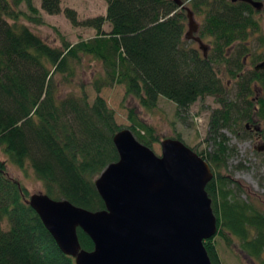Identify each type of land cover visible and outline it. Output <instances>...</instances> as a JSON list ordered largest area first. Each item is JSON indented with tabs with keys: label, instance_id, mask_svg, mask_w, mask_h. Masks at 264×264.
<instances>
[{
	"label": "trees",
	"instance_id": "16d2710c",
	"mask_svg": "<svg viewBox=\"0 0 264 264\" xmlns=\"http://www.w3.org/2000/svg\"><path fill=\"white\" fill-rule=\"evenodd\" d=\"M104 1L106 16L81 24L95 29V37L73 45L63 41L61 48H53L19 21L25 15L10 1L0 0V152L19 170L32 169L45 195L99 212L105 207L94 181L117 161L112 138L122 129L101 97L89 103L84 93L61 96L57 77L71 82L73 66L90 58L103 70L92 82L96 92L103 86H125V96L145 110L155 109L162 97L177 106L179 117L212 97L219 105L208 123L212 151L195 153L214 174L205 187L217 218L216 235L237 239L251 259H260L264 212L249 198L242 199L241 186L222 175L229 158L236 155L223 133L238 138L263 133L259 124L264 121V71L242 70L250 37L261 34L254 18L257 10L230 0H184L192 13L204 14L200 36L212 46L205 58L185 39L186 7L172 0ZM27 4L33 15L28 19L41 23L32 2ZM59 4L60 0H41L40 6L47 14L58 15ZM65 12L72 25L80 24L75 11ZM106 23L108 32L103 29ZM229 81L234 94L228 90ZM133 114L130 109L128 128L134 138L148 148L159 142L155 130ZM6 164L0 160V264H75L27 206L28 193L8 176ZM78 238L83 250H93L80 229ZM212 240L204 242L209 261L222 264Z\"/></svg>",
	"mask_w": 264,
	"mask_h": 264
},
{
	"label": "water",
	"instance_id": "95a60500",
	"mask_svg": "<svg viewBox=\"0 0 264 264\" xmlns=\"http://www.w3.org/2000/svg\"><path fill=\"white\" fill-rule=\"evenodd\" d=\"M172 1L185 8L183 0ZM230 1L263 8L259 1ZM185 9V39L197 42L206 58V47L192 36L198 28L193 13ZM254 69L264 71V62ZM112 139L118 159L94 181L103 210L89 211L45 194L26 201L60 251L75 264H211L204 242L218 229L205 187L214 175L209 164L180 140L164 139L157 156L127 128ZM79 229L92 241V251L81 248Z\"/></svg>",
	"mask_w": 264,
	"mask_h": 264
},
{
	"label": "rangeland",
	"instance_id": "374dc122",
	"mask_svg": "<svg viewBox=\"0 0 264 264\" xmlns=\"http://www.w3.org/2000/svg\"><path fill=\"white\" fill-rule=\"evenodd\" d=\"M17 11L21 12L25 16L20 17V22L24 23L32 33L40 37L48 46L53 48H61L63 41L70 44H76L81 40H89L95 37L96 30L81 25L83 22L89 19H93L99 16L106 15L107 4L104 0H60L61 11L58 15H49L41 8V0H29L32 2V6L36 8L38 17L41 23L36 24L29 20L32 17V13L28 9V0H8ZM19 1V3H17ZM184 2V0H183ZM264 4V0L260 1ZM186 8H190V5L186 3ZM66 10H73L76 12V19L80 23L77 26L72 25V22L67 17ZM254 16L255 20L259 22L261 34H254L251 39V47L249 52L245 54L244 69L247 72L254 70L256 64L259 61L258 56L264 60V46L260 44V39L264 41V6L262 10L256 11ZM185 19L184 36L189 31V20ZM193 19L196 22L198 28L197 32L192 36L202 41L204 47L207 49V55L211 53L212 46L207 38H201L200 29L204 22V14L198 12L193 13ZM109 23L104 24L103 29L109 30ZM261 37V38H260ZM191 48L196 49L201 55L200 46L194 40H187ZM255 61V62H254ZM75 75L71 82H65L60 80V76L57 77L58 93L61 96L70 94L80 95L84 93L88 98L89 103H92L95 97H101L114 112L115 121L122 130L128 129L132 125V121L129 117V110L133 109L137 120L143 124L152 127L155 130L156 135L160 141L153 143L149 147L157 156L161 155V142L164 139H175L179 137L185 146L189 147L194 152H211L212 145L208 141L209 136V124L211 112L219 105L214 101L212 97H208L205 100L199 101L192 105L187 114L179 117L177 114V106L165 98L160 97L157 107L153 110H145L138 106V102L131 97H126L125 86H103L100 92H96L92 82L102 73V67L99 62L86 58L81 66L74 65ZM221 81L226 82V78L220 76ZM225 79V80H224ZM228 90L231 94H234V86L229 81L227 82ZM260 135L251 133V135L238 138L235 134L229 131L224 132L230 139V146L236 150V155L229 158L227 169L223 170V176H227L228 179L237 182L243 192L239 193L242 199H250L254 206L264 212V151L258 149L264 146V121L260 124ZM255 131V130H254ZM242 132V131H241ZM256 132V131H255ZM239 135H242L241 133ZM0 160L7 162V174L8 176L17 181L28 193V199L31 195L44 194V187L40 182L32 169L26 167L24 171L19 170L16 166L12 165L3 152H0ZM232 188V187H231ZM225 240L223 236L216 235L213 238V244L216 247L219 260L222 264H262L264 261V253L258 260L251 259L246 252L241 248L237 239L227 236Z\"/></svg>",
	"mask_w": 264,
	"mask_h": 264
},
{
	"label": "crops",
	"instance_id": "0c3cea01",
	"mask_svg": "<svg viewBox=\"0 0 264 264\" xmlns=\"http://www.w3.org/2000/svg\"><path fill=\"white\" fill-rule=\"evenodd\" d=\"M106 15H104L103 17H105ZM106 32H108L109 30H105Z\"/></svg>",
	"mask_w": 264,
	"mask_h": 264
}]
</instances>
